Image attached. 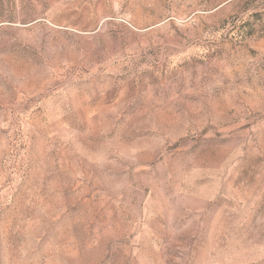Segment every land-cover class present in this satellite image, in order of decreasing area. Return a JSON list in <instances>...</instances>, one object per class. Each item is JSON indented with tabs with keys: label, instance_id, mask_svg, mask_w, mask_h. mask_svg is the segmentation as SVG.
I'll return each instance as SVG.
<instances>
[{
	"label": "rangeland",
	"instance_id": "rangeland-1",
	"mask_svg": "<svg viewBox=\"0 0 264 264\" xmlns=\"http://www.w3.org/2000/svg\"><path fill=\"white\" fill-rule=\"evenodd\" d=\"M0 264H264V0H0Z\"/></svg>",
	"mask_w": 264,
	"mask_h": 264
}]
</instances>
